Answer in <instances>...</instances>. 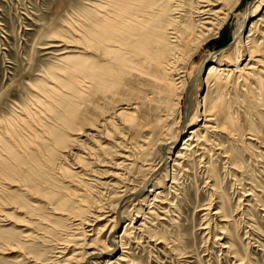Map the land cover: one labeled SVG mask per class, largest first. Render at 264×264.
Masks as SVG:
<instances>
[{
    "label": "rangeland",
    "instance_id": "obj_1",
    "mask_svg": "<svg viewBox=\"0 0 264 264\" xmlns=\"http://www.w3.org/2000/svg\"><path fill=\"white\" fill-rule=\"evenodd\" d=\"M111 1L0 0V130L12 139L17 153L10 156L0 142V264H83L77 259L85 250L79 247L91 243L96 249H110L106 234L112 225H116L113 236H117L119 246L95 258L93 264H105L104 259L118 254L123 259L112 258L110 264H264V0H210L212 5L206 7H211L210 14L202 15L197 11L205 3L199 0H156L158 4L154 5L159 8L177 4L174 16L180 29L199 19L195 23L201 41L195 37L188 46H180L184 53L183 59L178 57L181 60L176 63L175 77L182 79H174L173 92L177 96L168 117L164 115L166 101H161L167 94L159 89L155 96L139 79L136 81L139 77L134 74L132 84L129 76L123 75L120 82L126 80L125 85L119 82L107 91L74 96L76 90L71 84L77 72L72 63L79 52L65 50L79 44L75 31L83 9L110 14ZM153 3H143L142 15L148 18ZM126 4L125 14L133 12L134 6ZM250 12L252 18L244 21ZM216 15H220L219 19ZM223 48H229L232 63L239 67L250 63L254 67L252 72L260 78V86L245 84L238 72L230 77L231 84L220 93L228 99L236 134L228 135L226 130L222 133L219 127L217 132L216 122H209L211 130L200 129L199 133L204 143L202 151L190 154L186 149L182 158H176L188 131L202 122L204 94L208 93L207 102L216 98L212 85L205 80L210 61L204 60L208 53ZM199 66L202 67L198 69ZM192 80L195 83L189 88ZM183 82H188L185 89ZM140 100L144 106L139 105ZM63 101L78 110L74 123L83 119L94 125L66 130V143L58 145L50 135L61 127L59 119L66 112ZM134 103L142 108L132 110ZM120 110L132 111L136 123L150 122L154 129L163 125L157 118H167L172 128L166 138L174 136L180 125L185 126L191 116H186L188 112H196L197 121L185 127L171 146L153 145L152 129L138 130L128 119L115 117L113 114ZM104 119L112 121L107 124ZM96 130L99 134L95 136L82 135ZM91 152L96 153L91 155L94 159H90ZM79 164L82 168H76ZM156 166L151 181L149 177L152 190L146 191L149 188L143 186L145 178ZM11 181L14 184L8 185ZM24 186L29 193L21 191ZM125 188L137 191L120 201ZM68 191L74 194L61 208L57 201ZM82 205L90 209L85 222L63 215L70 210L76 212L75 206ZM58 207L61 214H51L52 208ZM124 230L126 235L120 236ZM71 256L74 258L69 262Z\"/></svg>",
    "mask_w": 264,
    "mask_h": 264
},
{
    "label": "bare ground",
    "instance_id": "obj_2",
    "mask_svg": "<svg viewBox=\"0 0 264 264\" xmlns=\"http://www.w3.org/2000/svg\"><path fill=\"white\" fill-rule=\"evenodd\" d=\"M108 1V0H106ZM113 1V2H112ZM112 3H109L111 6L113 4V10L110 14L105 13V12H97L96 10H89V9H83V11L80 14L79 17V21H78V28L75 32H77L78 37H79V44L78 45H73L70 46V49H64L65 52H71V51H76L79 52V56L77 58V60H75L74 64L72 63V65L74 66L75 72H77V79L74 82V84L70 83L71 86L74 88V90H76V92H74V96L75 98H80L82 95L84 96L87 95L86 93H90V92H97V91H107L110 88L115 87L120 80H122V76L123 75H128L130 78V82L129 84H132L131 81L133 80L132 78H135L133 76V74L136 77H139L136 79V81L139 79L141 83V85L146 86L148 89L151 90V92L155 95V93H157V91L159 90L160 92H165L166 99H162L161 101L165 100V108L164 109V115L166 117H168L170 109L173 107L174 105V100L176 95V92L174 91V79L177 77V79H180L182 76H176L175 77V68L177 67V62H178V57H181V54L183 55V51L180 50V46L182 47V45L184 46V44H187L188 42H190L191 40H194V38L196 37V40L198 38L197 42L199 41V35L196 33V27L197 24L195 23L197 20L199 19H195L196 21L194 22L193 19L190 24V26H186L187 28H181L178 24V20L177 17L174 16L178 6H176L175 4L173 5V8L171 6H167L165 5V7H163L162 5L155 7V5L158 4V2L156 3V0H132L134 2H129L127 0H112ZM158 1V0H157ZM198 1V0H197ZM202 3H205V5L203 7V9H198V13L199 14H210V9L206 8L207 6H211L212 3L210 0H199ZM98 2V1H97ZM96 2V3H97ZM125 2V3H124ZM146 2H154L151 6H149V11L150 13L148 14V18L147 16L145 17V15H142L143 12L141 10V6L143 5V3ZM168 2V1H167ZM101 3V2H100ZM126 3H130L134 6V10L131 13H126L127 9H128V5ZM138 3V4H136ZM105 4V3H103ZM125 4V5H124ZM155 4V5H154ZM106 5V4H105ZM104 5V6H105ZM109 5V6H110ZM171 5V4H170ZM179 5V4H178ZM192 5V3H191ZM93 7V5H92ZM95 7V6H94ZM98 7V6H97ZM100 8L103 6H99ZM181 8H183L182 6H179ZM193 7V6H192ZM199 7V6H198ZM105 8V7H103ZM146 8V7H145ZM164 8V9H163ZM205 8V9H204ZM108 9V8H107ZM111 9V8H110ZM147 9V8H146ZM103 10V9H102ZM148 10V9H147ZM179 10V9H178ZM189 10V9H188ZM215 10V9H214ZM227 10V9H226ZM225 10V11H226ZM218 11V10H217ZM220 11V10H219ZM222 11V10H221ZM191 12V11H190ZM196 12V11H195ZM193 13V12H192ZM212 13V12H211ZM181 14V13H179ZM227 14V12H226ZM147 15V14H146ZM183 15V14H182ZM187 15L190 16V13ZM200 15V16H201ZM169 16V17H168ZM180 16V15H179ZM188 16V18H189ZM192 16V15H191ZM215 16V14H214ZM217 16V15H216ZM253 14L250 12L249 14L245 15L244 21L250 20L252 18ZM199 17V16H198ZM205 16H202V24L204 23V18ZM218 17V16H217ZM220 17V15H219ZM218 17V19H219ZM145 18V19H144ZM187 18V17H186ZM215 18V17H214ZM191 19V17H190ZM181 21V20H180ZM218 21V20H217ZM209 22V21H208ZM207 22V24H208ZM213 22V21H212ZM216 22V21H215ZM210 23V22H209ZM206 24V22H205ZM206 24V26H207ZM205 26V25H204ZM257 27V26H256ZM205 28V27H204ZM209 28V27H208ZM207 28V29H208ZM212 28V27H211ZM206 29V28H205ZM218 29V28H217ZM240 29V27H239ZM238 29V31L236 32V34L240 31ZM183 30V31H182ZM199 30V29H198ZM199 32V31H198ZM212 32V31H211ZM200 33V32H199ZM206 35V33H205ZM201 36V35H200ZM238 36V35H237ZM207 37V36H206ZM204 39V38H203ZM248 40V39H247ZM251 40V39H250ZM255 41V40H254ZM196 42V43H197ZM251 44V43H250ZM195 45V44H193ZM192 45V46H193ZM253 45V44H252ZM186 46V45H185ZM184 46V47H185ZM188 46V44H187ZM195 47V46H194ZM198 47V46H197ZM68 48V46H67ZM196 50V48H194ZM254 49V48H252ZM190 50H191V46H190ZM193 50V48H192ZM258 51V49H256ZM255 50V51H256ZM229 51V48H223L220 49L216 52H210L207 54L206 59L204 60L205 62L210 61L209 66L206 68L205 70V80L208 86L212 85L211 88L212 91L215 92V96L216 98H213L211 101L207 99L208 97V93L204 94L205 96L202 98V100H204V104L202 103L203 107L201 110V116H203V119L201 120V124L199 126H195V127H190L191 130L188 131V136L187 138H185L182 142V146L180 147V150L177 151L175 157L176 158H182V154H183V150H188L190 151V154L195 153L197 150H201L203 149L202 145L204 144L202 142V140L199 137V133H200V129H208L210 127V123H214V121L216 122L217 126H216V130L219 127L220 132H222V130H226V134L228 135H234L236 134V127H235V120L233 118L234 115H232L231 112V108L230 105L228 104V99L226 98V96L224 97V95L221 92V90H224L223 88L227 86L230 77L235 76L234 74L236 72H238L237 74L239 75V77H241V79L243 80V82H245V84H248L249 82H253L258 84V86H260V81L255 74H253L252 70L254 69V67L251 66V64L249 63H244V65L242 67H239L237 64L232 63L233 61H230L229 59V54H227ZM260 51V50H259ZM190 52V51H189ZM254 52V50H253ZM252 52V53H253ZM251 53V52H250ZM186 55V54H185ZM184 55V56H185ZM189 55V54H188ZM251 55V54H250ZM71 57V56H70ZM183 57V56H182ZM181 57V58H182ZM252 57V56H251ZM254 57V55H253ZM66 58H68L66 56ZM63 59V58H61ZM76 59V58H75ZM183 59V58H182ZM252 58H250L249 60L251 61ZM70 60V59H68ZM67 60V61H68ZM181 60V59H180ZM179 60V61H180ZM257 60V59H256ZM64 61V59H63ZM62 61V62H63ZM72 62V60H70ZM66 62V61H65ZM69 63V62H66ZM257 64V63H255ZM259 64V63H258ZM232 67L233 69H230L229 67ZM199 66L198 69H200ZM178 68V67H177ZM64 69V68H63ZM71 69V68H70ZM69 69V70H70ZM72 69V70H74ZM65 70V69H64ZM250 70V71H248ZM224 71H227L224 72ZM256 71V70H255ZM67 72V71H66ZM68 72H72V71H68ZM181 72V71H180ZM255 73V72H254ZM74 74V73H72ZM261 74V73H260ZM179 75V74H178ZM133 76V77H132ZM124 78V76H123ZM126 79V78H125ZM175 79V81L177 80ZM182 79V78H181ZM233 79V78H232ZM235 79V78H234ZM127 80V81H129ZM191 80V79H189ZM126 82V80H124ZM124 81L122 83H124ZM136 81H133L134 84ZM233 81V80H232ZM237 81V80H236ZM120 82V83H121ZM138 83V82H137ZM177 83V82H176ZM194 82V80L191 81V84L188 85V82H183L182 85H184V89L187 88V85L190 88V85H192ZM212 83V84H211ZM234 83V82H233ZM55 84V83H54ZM180 84V83H179ZM231 84V83H229ZM228 84V85H229ZM125 85V83H124ZM181 85V84H180ZM233 85V84H232ZM250 85V84H249ZM130 86V85H128ZM132 86V85H131ZM251 86V85H250ZM141 87V86H138ZM247 87V86H246ZM116 88V87H115ZM133 88V87H131ZM129 88V89H131ZM135 88V87H134ZM133 88V89H134ZM145 89V88H144ZM147 89V90H148ZM194 89V88H193ZM209 89V88H208ZM210 89L208 91H210ZM248 89V88H247ZM146 90V89H145ZM135 91V89H134ZM133 91V92H134ZM131 92V91H130ZM141 92V90L139 91V93ZM143 92V91H142ZM180 92V91H179ZM213 92V93H214ZM249 92V91H248ZM138 93V92H137ZM136 93V94H137ZM212 93V92H211ZM135 94V95H136ZM141 94V93H140ZM247 94V93H246ZM143 95H147L145 93H143ZM163 95V93H162ZM149 96V95H148ZM156 96V95H155ZM158 96L161 98L162 96L158 94ZM214 96V95H213ZM214 96V97H215ZM55 97V96H54ZM140 97V96H139ZM150 97V96H149ZM148 97V99H149ZM152 97V95H151ZM150 97V98H151ZM263 98V97H261ZM138 99V97H137ZM144 101H146L145 99H147L146 97L143 98ZM211 99V97H210ZM83 100V97H82ZM139 100V99H138ZM142 100V99H141ZM140 100L139 105H142L141 102L143 103V101ZM150 100V99H149ZM227 100V101H226ZM233 100V99H232ZM68 101V100H67ZM67 101H63L64 106H65V111L64 112V116L63 118L59 119L61 120V127L53 130L51 132V139L53 140L52 142H54L55 144L58 145H62V143L67 139L64 135L65 131L68 129H73V130H78L80 127H82L84 124H89V125H94L93 122H88L85 123L83 122V119H80L77 123H74L75 119L78 118V110L76 109H72L71 104L68 103ZM152 101V100H151ZM160 101V100H159ZM264 101V100H263ZM81 102V101H80ZM150 102V101H149ZM157 102V101H156ZM231 102V101H230ZM209 103V104H207ZM232 103V102H231ZM31 104V103H30ZM146 104V103H144ZM236 104V103H235ZM35 105V104H34ZM133 105V103H132ZM157 106L158 103L156 104ZM211 105V106H210ZM32 106V105H31ZM37 106V105H36ZM144 106V105H142ZM28 107V106H27ZM132 107V110H136L138 107L135 105L134 106H130ZM141 107V106H140ZM139 107V108H140ZM156 107V106H155ZM39 108V107H38ZM38 108H34L37 109L36 111H38ZM142 108V107H141ZM193 108V107H192ZM32 109V108H31ZM131 109V108H129ZM158 109V107H157ZM156 109V110H157ZM161 109V106H159V110ZM189 110H191V108H187ZM214 109L217 110L216 115L218 117H216V119L214 118ZM126 110V109H125ZM138 110V109H137ZM188 110V111H189ZM42 111V110H41ZM40 111V112H41ZM116 111V110H115ZM118 111V110H117ZM39 112V113H40ZM137 112V111H136ZM146 112V111H144ZM149 112V111H148ZM152 112V111H151ZM155 112V110H154ZM236 112V111H235ZM38 113V114H39ZM46 113V112H45ZM141 113V112H140ZM41 114V113H40ZM156 114V113H155ZM172 114V113H171ZM81 115V114H80ZM115 117H123L125 120L128 119L129 123L131 122V124H133V126H136V129L138 128V130L144 129L149 130L150 128L152 129V142L153 145H162V146H168V145H172V143L175 141V138L177 136H179V134H183V132L185 131V127H189L190 125H193V123H195V121H197V114L196 112L191 114V112L188 114H186V116L191 115L189 117V121L185 124V126L180 125V127L178 128L176 134L172 137H168L166 138L167 134L171 131L172 128V122H170L167 118L164 119L162 118H157L160 122H162V126H158L157 129H154L155 127H152V123H145L144 122H139L137 121L136 123V116L134 117V113L131 112H118V113H114L113 114ZM39 116V115H38ZM62 116V115H61ZM60 116V117H61ZM84 116V115H83ZM145 117V115H143ZM251 116V115H250ZM43 117V116H42ZM114 117V118H115ZM143 117V118H144ZM84 118V117H83ZM93 118V117H92ZM27 119V118H26ZM91 119V118H90ZM108 119V118H107ZM111 119V118H110ZM116 119V118H115ZM121 119V118H120ZM140 119V118H139ZM138 119V120H139ZM142 119V118H141ZM146 119V118H145ZM148 119V118H147ZM170 119V118H169ZM101 120V119H100ZM105 120V119H104ZM122 120V119H121ZM144 120V119H143ZM151 120V119H150ZM155 120V119H154ZM241 120V119H240ZM16 121V120H15ZM112 121V120H111ZM110 120H105V122L108 124L111 122ZM136 124H134V122ZM158 121V122H159ZM104 122V123H105ZM116 122V121H115ZM120 122V120H119ZM96 124V123H95ZM113 124V122H112ZM130 124V125H131ZM196 124V123H195ZM209 124V125H208ZM225 124H227V127H229V129L225 126ZM98 125V124H97ZM106 125V124H105ZM115 125V124H114ZM118 125V124H117ZM154 125V123H153ZM160 125V124H158ZM198 125V124H197ZM213 125V124H212ZM219 125V126H218ZM98 126H104V124H99ZM109 126V125H108ZM113 126V125H112ZM132 126V127H133ZM25 127V126H24ZM96 127V126H95ZM97 128V127H96ZM101 128V127H100ZM103 128V127H102ZM215 128V127H214ZM99 129V128H98ZM107 129V128H106ZM117 129V128H116ZM91 130V129H90ZM93 130V129H92ZM101 130V129H100ZM211 130V127H210ZM81 131V130H80ZM79 131L78 135L81 133ZM97 131V130H96ZM213 131V130H212ZM45 132V131H44ZM47 132V131H46ZM105 132V131H104ZM103 132V133H104ZM107 132V131H106ZM105 132V133H106ZM209 132V131H208ZM211 132V131H210ZM214 132V131H213ZM218 132V130H217ZM219 132V133H220ZM253 132V131H251ZM48 133V132H47ZM46 133V134H47ZM77 133V132H76ZM143 133V132H142ZM224 133V132H222ZM75 134V133H74ZM95 134H99V131H97L96 133L90 134L88 132L83 133L82 135H85L87 138L95 136ZM150 134V132L148 133ZM42 135V134H41ZM49 135V134H48ZM103 134L101 133V136ZM202 136L206 137L208 135H204L203 133L201 134ZM215 135V134H214ZM46 136V135H45ZM49 136V137H50ZM105 136V135H104ZM150 136V135H149ZM213 136V135H212ZM43 137V135H42ZM255 137V136H254ZM47 138V137H46ZM45 138V139H46ZM102 138V137H101ZM105 138V137H104ZM124 140H126L125 136L122 137ZM232 138V137H231ZM252 138V137H251ZM40 139V138H39ZM49 140V138H47ZM150 140V139H149ZM12 139L9 138L7 135H5V133H3L0 130V142L2 143L3 146V150H5L7 152V154H9L10 156H16V151L13 149L14 147L12 146ZM92 142V141H91ZM229 142V140H228ZM48 143V141H47ZM50 143V141H49ZM207 143V142H206ZM213 143V142H212ZM52 144V143H51ZM82 144V143H81ZM96 146V145H95ZM169 146V147H170ZM75 147V146H74ZM81 147V146H80ZM207 147V146H206ZM76 148V147H75ZM79 148V147H78ZM168 148V147H167ZM210 148V147H209ZM214 149V148H213ZM82 150V149H81ZM80 150V151H81ZM83 151V150H82ZM202 151V150H201ZM88 152V151H87ZM85 152V153H87ZM203 153V152H202ZM4 154V153H3ZM90 155V159H94L95 156H91L94 155L96 153L91 152L88 153ZM237 154V153H236ZM6 155V154H5ZM238 155V154H237ZM80 158H83V156H79ZM86 157V156H85ZM88 157V155H87ZM78 158V157H77ZM89 158V157H88ZM169 158V157H167ZM5 159V158H4ZM12 159V158H11ZM126 159V158H125ZM6 160L8 161V158H6ZM83 160V159H82ZM81 160V161H82ZM175 160V159H174ZM1 161V160H0ZM80 161V163H82ZM94 161V160H92ZM5 162V161H3ZM79 162V161H78ZM9 164V162H7ZM77 163V162H76ZM86 163V162H85ZM83 163V164H85ZM95 163V162H94ZM5 164V163H4ZM3 164V165H4ZM122 165V164H121ZM159 165V164H158ZM7 166V165H6ZM8 169H10L11 166L8 165ZM82 168L81 165L79 164L78 166H76V168ZM159 167V166H158ZM12 168V167H11ZM72 168V167H71ZM157 166L149 172L148 176L145 178V184L143 185L147 189L146 191H151L152 187H150L149 184V177H150V181L153 179L150 175L156 170ZM1 169H4L5 171H7L5 169V167H1ZM150 169V168H149ZM12 170V169H10ZM83 170V169H82ZM9 172V171H8ZM12 173V172H11ZM8 180H9V176L4 174ZM5 178V179H7ZM152 178V179H151ZM11 180V179H10ZM2 183V182H1ZM6 183V182H5ZM4 183V184H5ZM8 185H12L14 184L13 181H11V183H7ZM149 184V185H148ZM152 184V183H151ZM3 185V184H2ZM57 185V184H56ZM1 187V186H0ZM21 187V186H20ZM144 187V188H145ZM2 188V187H1ZM128 188V187H127ZM131 189V188H130ZM32 190V188H31ZM30 190V191H31ZM56 190V189H55ZM74 190V189H73ZM76 190V189H75ZM21 191H25L29 193V189L26 188L25 186L21 188ZM60 191V190H59ZM64 191V190H63ZM135 190H129V189H123L122 193L120 194V201L125 199H128L130 196V194L134 193ZM62 192V191H60ZM140 192V191H139ZM27 193V194H28ZM158 193V192H157ZM53 196L54 194L51 193ZM70 194V195H69ZM74 194V193H73ZM72 193H69V191L65 194H63V196H61L62 199H60L58 202V205H60L61 208H63L64 206L67 205V203L69 202L68 199L69 196L73 195ZM136 194V193H135ZM139 194V193H138ZM137 194V195H138ZM68 196V197H67ZM133 196V195H132ZM135 196V195H134ZM36 197V196H35ZM37 198V197H36ZM76 198V197H75ZM139 198V197H138ZM9 199V198H8ZM13 200V198H12ZM79 200V199H78ZM83 200V199H82ZM143 200H145V198L141 199V203H143ZM119 201V203H120ZM8 203V201H6ZM85 202V201H84ZM124 202V201H123ZM74 203V202H73ZM105 203V202H104ZM9 204V203H8ZM13 204V203H12ZM86 204V203H85ZM91 204V203H89ZM118 204V203H117ZM121 204V203H120ZM11 205V204H10ZM78 205V204H77ZM12 206V205H11ZM72 206V205H71ZM74 206V205H73ZM80 206V205H78ZM88 206V205H87ZM93 206L90 205L89 207ZM13 207V206H12ZM11 207V208H12ZM89 207L83 206L82 207H76L75 206V210H70L72 212H64L65 214L63 215H68L71 216L72 218L76 217V220H79L80 223L85 222L84 220V216L89 212ZM98 207V206H97ZM96 207V208H97ZM104 208V206H102ZM48 208V207H47ZM51 208V207H50ZM48 208V209H50ZM59 208V207H58ZM61 208L57 209V208H52V213L51 214H58L60 213L59 210H62ZM100 208V207H99ZM107 208V206H106ZM98 209V208H97ZM117 209V208H116ZM88 211V212H86ZM50 212V211H49ZM99 212V211H97ZM112 212V211H111ZM79 213V214H78ZM85 213V214H84ZM106 213V212H105ZM115 213V212H114ZM61 214V213H60ZM84 214V215H82ZM111 214V213H110ZM109 214V215H110ZM116 214V213H115ZM1 215V214H0ZM2 216V215H1ZM91 216V215H89ZM99 216V215H98ZM111 216V215H110ZM117 216V215H116ZM3 217V216H2ZM78 217V218H77ZM94 218H96L95 216H93ZM121 217L118 216V218ZM1 218V217H0ZM5 218V217H4ZM34 218V217H33ZM100 218V217H99ZM38 219V218H37ZM121 219V218H120ZM6 220V218H5ZM40 220V219H38ZM7 221V220H6ZM34 221V220H33ZM42 221V220H41ZM111 221V220H110ZM115 221V220H114ZM39 222V221H37ZM44 222V221H43ZM112 222V221H111ZM40 224V223H39ZM47 224V223H46ZM130 224V223H129ZM42 225V224H41ZM47 226V225H45ZM51 226V225H50ZM116 225H112L110 227H108V232L106 234V236L108 237V240L110 241V245L111 246L110 249H101V248H95L94 244L91 246L90 244L86 245L83 244L82 247H79L80 250L84 249L85 253L83 255H80L81 259H77L78 261L81 260V262L83 264H93L95 258L101 256L102 254H104L105 252H109L110 250H114L115 247L119 246V242L117 241L118 239H116L115 237L117 236H113L114 233V229H115ZM41 228V227H40ZM53 228V227H51ZM46 230V229H45ZM83 230V229H82ZM128 230V229H127ZM40 233V232H39ZM86 234V233H85ZM126 235V230H124L120 236H125ZM88 237V236H87ZM121 240V238L119 239V241ZM122 245V244H121ZM78 248V249H79ZM105 248V247H104ZM77 249V250H78ZM62 250V249H61ZM81 252V251H79ZM82 253V252H81ZM76 254V253H74ZM76 257V256H75ZM71 258H74L73 256H71L70 258L68 257V260L70 262ZM77 258V257H76ZM112 258H114V260L116 259H123L121 257V255H117V256H112L110 258H106L104 259L105 264H110L112 261H110ZM98 260V259H97ZM74 261V259H73ZM77 261V262H78ZM80 262V261H79ZM65 263V262H64ZM63 263V264H64Z\"/></svg>",
    "mask_w": 264,
    "mask_h": 264
}]
</instances>
